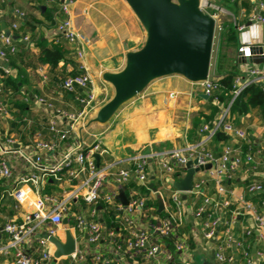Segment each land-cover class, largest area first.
I'll return each mask as SVG.
<instances>
[{
	"label": "crops",
	"instance_id": "0c3cea01",
	"mask_svg": "<svg viewBox=\"0 0 264 264\" xmlns=\"http://www.w3.org/2000/svg\"><path fill=\"white\" fill-rule=\"evenodd\" d=\"M39 1L41 3L38 5L32 4L30 0H9L5 4H0V23L3 22L8 27L14 21L13 11L16 10L23 14L20 23L29 22L31 26L30 29H24L26 41L20 38L16 40L22 45L21 52L29 51L35 54L38 52L37 43L57 42L61 45L64 55L58 62L55 73H50L46 65H38L32 70L25 69L21 75L22 86L14 97L0 82L4 90V93L0 95V101L10 106L8 117L0 124V142L4 138L13 139L26 153L33 157L38 156L41 166L48 168L58 163L61 156L72 147L76 145L87 147L95 141H99L102 148L108 152V157L100 161L102 164L105 161L123 159L141 149H145L143 151L152 149L157 152L179 150L200 140L198 129L206 124L202 122H204V116L208 115L205 103L207 100L199 98L201 94L199 84L187 82L176 75L152 81L140 94L123 104L108 123L88 125L95 116L89 114L90 111L94 107L98 111L114 94L112 86L102 80V74L121 71L125 64L124 47L127 51L139 50L144 43L145 33L124 0H74L69 6L67 15L60 13L59 7L55 8L48 0ZM238 1L242 3L243 0ZM210 2L228 13L220 16V26L228 20L232 21L231 15L237 19L238 23L246 21L253 6H264V0H244L248 9L240 7L235 16L223 7V0H210ZM39 6L43 7V10H39ZM64 18L71 21L82 41L83 59L81 61L75 58L71 47L65 41L56 37L55 23ZM247 24L246 21L245 30L237 31L236 44L233 49H228L229 63L226 65L235 71L236 76L243 79L248 77L249 69L254 68L264 72V24L249 23L248 26ZM245 43L251 45L250 54L244 56L242 51L243 62L238 63V49ZM14 46L17 52L19 49L15 44ZM0 50H5L1 44ZM216 57L214 63L212 59L210 60L208 73L210 80L218 79L224 74V71L223 73L215 72ZM80 65L89 76V90L95 98L88 106L77 103L76 98L83 97L76 94L74 97L70 94L67 96L62 88L63 80H60L64 74L71 72L80 74L78 70ZM0 70L11 78L16 76V71L10 68L6 58H0ZM58 80H60L59 83ZM196 89L200 91L194 94ZM39 98L47 99L52 105L51 108L47 109L38 104ZM12 100L24 102L26 108L22 112H17L13 108V103L10 102ZM227 107L218 105V111L210 123L217 121ZM57 111L81 114V117L73 123L59 120V128L69 133L68 141L61 143L57 151L51 154L30 150L29 144L35 136L39 135L44 142L51 139L47 125L51 116H54ZM191 112L201 121L196 129L191 125L190 119L188 121ZM232 120L233 117L228 111L227 122L230 123ZM236 121L238 129L246 134V142L219 132L224 134L227 140L220 141L212 138L207 143V149L219 152L225 145L233 148L240 147L243 151H251L253 162L243 163L231 178L225 179L222 182V193H216L214 187L209 184L203 189V196L189 194L182 199L185 217L177 228L175 237L183 241L187 252L185 257L193 264L212 261L214 248L224 238V227H221L215 241L204 240V221L194 217L196 209L203 205L204 199L208 200L210 210H213L217 203L225 204L224 207H220L221 218H224L225 222L234 220L233 225L230 226L231 243L224 251L225 256L233 257V261L221 264H247V261L251 264H264V231L257 226L255 219L257 216L264 217V189L249 193L246 188L249 184L264 180V112L254 109L244 116L237 117ZM96 126H100L101 130L94 129ZM6 158L14 166L15 176L29 170L25 163L14 155L6 156ZM149 166L150 185L155 190L153 191L150 187L151 206L149 205V208L156 210L148 211L147 217L140 219L141 228H146L149 223H154L155 219L160 218V213L169 203L166 196L159 199L158 193H155L159 189L158 176L152 170V166ZM47 183L48 179L42 189L44 194L59 195L62 189H67L65 184L51 187ZM4 191L0 186V224L10 219L18 220L23 213L22 209L19 211L12 209L11 200ZM159 201L162 203L161 212L157 211ZM246 204H250L253 210L244 208ZM102 218L101 211L99 219ZM58 239L64 242L65 233L60 232ZM5 243L6 237L0 238V245ZM87 249V259L91 263L94 255L106 253L108 245L102 241L97 246H88ZM243 251L247 253V259L242 257ZM177 258L179 260L178 255L174 252L170 253L167 247L153 263L146 261L139 253L136 254L135 260L137 264H173ZM11 263V257H0V264Z\"/></svg>",
	"mask_w": 264,
	"mask_h": 264
},
{
	"label": "built area",
	"instance_id": "2783aa9c",
	"mask_svg": "<svg viewBox=\"0 0 264 264\" xmlns=\"http://www.w3.org/2000/svg\"><path fill=\"white\" fill-rule=\"evenodd\" d=\"M9 0H0L5 4ZM55 0H48L53 3ZM71 4L69 0H63L59 4V12L67 15ZM199 9L212 17L215 29L221 31L220 16L228 14L221 7L210 2L200 0ZM14 21L7 27L12 34L23 18V14L13 11ZM234 25L235 19L231 15ZM250 24H264V6H253L248 15ZM55 31L59 39L65 41L78 61L83 59L81 39L75 31L71 21L64 18L55 23ZM245 25H238V32L245 30ZM22 41L27 39L23 37ZM0 44L14 53L16 47L13 40L6 37L0 30ZM250 43L242 45L238 52L244 51V56L250 54ZM0 58L5 59V53L0 50ZM80 74L66 78L62 82V88L67 93L80 91L84 98H76L77 103L83 106L90 105L94 96L89 90L90 79L82 65L78 68ZM246 79L236 76L232 86V100L237 97L248 85H258L264 93V72L257 69H249ZM201 94L209 98L214 91H219L218 84L214 80L207 79L199 83ZM4 93L0 85V95ZM231 100V101H232ZM37 103L51 108V103L44 98L37 99ZM222 111L220 118L213 123L203 124L198 129L201 137L197 143L179 150H167L162 152L137 151L123 159L114 161H100L108 157L106 149L95 141L87 147L76 145L61 156L58 163L51 167L40 165L38 156L26 153L13 139L4 138L0 142V186L5 190L6 196L11 200L12 209L23 210L18 220L6 221L0 224V238L6 237V243L0 245V257H11V264H137V253L143 252V258L149 263L157 260L164 249L168 247L167 239L172 234L176 236V230L185 217L182 195L203 196V189L212 185L216 193L223 192L222 182L229 179L243 163H252L251 151H243L240 147L233 148L229 145L221 147L219 152L207 149V143L219 132L233 136L246 142V134L234 128L228 119V109ZM9 107L0 101V124L9 115ZM81 117L80 113H65L57 111L48 121L47 129L51 134L49 141H43L37 135L29 144V148L37 153H54L61 143L69 139L68 131L59 128V120L63 119L73 123ZM14 155L22 160L29 168L18 176L14 175V166L6 156ZM98 156V162L95 156ZM196 161L193 168H201L194 173L191 191L180 193L173 188V183L182 179L186 172V164ZM158 176L159 199H168V206L164 208V216L149 223L146 228L139 225L140 219L147 217L151 202L150 173L149 168ZM209 165L208 169H204ZM48 175H53L55 185H67L59 195L44 194L42 189ZM249 193H255L264 189V180L260 183H252L247 187ZM123 193L127 199V205L123 206L117 196ZM208 200L204 199L201 207L197 208L194 217L203 220L205 241H215L218 231L224 227V238L220 240L213 251V262L221 264L232 262V256H225L231 243L230 226L234 220L225 222L220 216V207L214 205L213 210H207ZM101 206L115 211L113 223L115 229H108L104 220L99 219ZM247 210H253L250 204L244 205ZM162 213V212H161ZM256 223L264 231V217H256ZM67 220L66 224L63 221ZM69 231L74 239V252L67 257L54 259L55 247L47 238L58 239L60 232ZM46 235L47 238H42ZM264 238V237H263ZM106 242L108 249L104 255H94L91 263L88 262V246H97L100 242ZM174 253L178 255L180 264H193L185 255L186 246L183 241L175 237ZM242 257L247 259V253L243 251ZM181 256V257H180ZM247 264H251L247 261Z\"/></svg>",
	"mask_w": 264,
	"mask_h": 264
},
{
	"label": "water",
	"instance_id": "95a60500",
	"mask_svg": "<svg viewBox=\"0 0 264 264\" xmlns=\"http://www.w3.org/2000/svg\"><path fill=\"white\" fill-rule=\"evenodd\" d=\"M124 1L141 25L145 40L137 51H127L124 47L125 64L121 71L102 74V80L112 86L114 94L88 125L108 123L123 104L140 94L154 80L176 75L187 82L199 84L208 79L215 22L199 9L200 0ZM38 9L43 10V7L39 6ZM0 30L6 37L18 40L5 23H0ZM242 55L238 53V63L243 62ZM199 98L209 100L205 94H200ZM98 159L96 155V162ZM195 164L196 161L186 164L183 178L173 183L176 191H191L194 173L201 169H194ZM208 168L209 165H205L204 169ZM150 187L155 191L152 185ZM182 199H185V195ZM117 200L123 206L127 205L123 193L117 196ZM161 210L162 203L159 201L157 211ZM66 223L67 220H64L63 224ZM41 237L47 238L46 235ZM47 239L55 247L54 259L70 256L74 252V239L69 231L65 232L63 243L54 238ZM204 264H215L213 255L212 261Z\"/></svg>",
	"mask_w": 264,
	"mask_h": 264
},
{
	"label": "trees",
	"instance_id": "16d2710c",
	"mask_svg": "<svg viewBox=\"0 0 264 264\" xmlns=\"http://www.w3.org/2000/svg\"><path fill=\"white\" fill-rule=\"evenodd\" d=\"M69 1L73 2L74 0ZM30 2L34 5H38L41 3L39 0H30ZM52 4L55 8H58L60 0H55ZM223 7L228 9L235 16H237L240 7H244L246 10L248 9V5L244 2V0L242 1V3L238 0H223ZM246 21L243 20L238 23L237 19H235L236 25H234L231 20L224 22L223 25L221 24V40L219 42V49L216 57L217 59L215 62V72L223 73L224 71V74L220 78L214 79L216 84H218L219 91H214L210 95L209 100L205 101L206 110L208 111V115L207 117H205L206 121H210L213 119L214 115L218 111V105L227 107V105L231 102L228 111L229 115L233 117V120L230 123L234 128L237 129V117L244 116L254 109H258L261 113L264 112V93L260 90L258 85L252 84L246 86L242 90V92L232 100L231 92L236 74L234 70H231V68L229 69V66L226 67V65L229 63L228 49H233L236 44V26H238L239 24L245 25ZM26 28H31L29 22H21L18 28L12 31V35L17 36L18 39H22L23 37H25L24 29ZM56 37L59 39L58 35H56ZM13 44H15L19 49L17 52L9 53L6 49L2 51L5 53V58L10 68L16 71V76L15 78H11L10 76L6 75L2 70H0V82L2 83L3 87L8 91V93H11L14 97V95L18 93L19 89L22 86L23 81L21 75L24 73L25 69L32 70L38 65H46L49 68L50 73H55L58 69V62L63 58L64 51L61 45L57 42H53L51 44H47L45 42L37 43L36 48L38 49V52L35 54L30 53L29 51L21 52L20 48H22V45L17 41H13ZM76 74L77 72L64 74L60 80L64 81L66 78L72 77ZM60 80H58L57 82L59 83ZM65 94L67 96L68 94H70L71 97H74V94H76L79 97L84 98V94L80 91H76L75 93H67L65 91ZM10 102L13 103V108L17 112H22L26 108V104L24 102L19 103L17 100H12ZM212 138L220 141L227 140V137L224 136V134L222 133H216ZM47 179V185L53 187L55 185L53 175H48ZM206 209L208 211L210 210L209 204H207ZM101 211L103 212V220L105 226L108 229H115L117 227V224H114L112 221L115 215V211L111 209L107 210L106 207L103 206H101ZM160 215L161 217H163L164 213L162 212L160 213ZM166 241L170 253H173L175 235L171 234ZM142 253L143 252H140L139 255L142 256ZM173 264H180L178 258L173 261Z\"/></svg>",
	"mask_w": 264,
	"mask_h": 264
},
{
	"label": "rangeland",
	"instance_id": "374dc122",
	"mask_svg": "<svg viewBox=\"0 0 264 264\" xmlns=\"http://www.w3.org/2000/svg\"><path fill=\"white\" fill-rule=\"evenodd\" d=\"M222 16H224L222 14ZM221 31H219L218 29H215L214 30V35H213V41H212V49H211V61L214 63V59L215 57L217 56V53H218V49H219V42L221 40V34H220ZM200 89H196L193 93H199ZM97 109L94 107L93 110L90 111L89 114H93V116L95 115ZM95 112V113H94ZM88 114V115H89ZM205 117L207 116H204V122L202 123H210L212 120L210 121H206L205 120ZM190 119V122H191V125L193 126L194 129H196V127L200 124V120L198 119V117L195 116L194 113H190L189 117H188V121ZM94 129H97V130H101V127L100 126H96ZM98 143L100 144V142L98 141Z\"/></svg>",
	"mask_w": 264,
	"mask_h": 264
}]
</instances>
